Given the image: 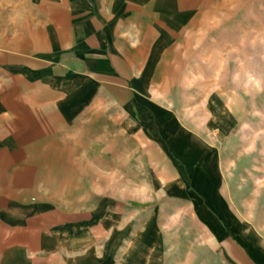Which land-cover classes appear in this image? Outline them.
<instances>
[{"label":"crops","instance_id":"obj_1","mask_svg":"<svg viewBox=\"0 0 264 264\" xmlns=\"http://www.w3.org/2000/svg\"><path fill=\"white\" fill-rule=\"evenodd\" d=\"M241 3L0 0V264H172L188 220L264 264L187 112L224 111L206 42Z\"/></svg>","mask_w":264,"mask_h":264},{"label":"rangeland","instance_id":"obj_2","mask_svg":"<svg viewBox=\"0 0 264 264\" xmlns=\"http://www.w3.org/2000/svg\"><path fill=\"white\" fill-rule=\"evenodd\" d=\"M228 13L219 19L220 31L211 32L206 42L210 54L220 62L219 86L226 90L224 111L217 109V100L210 93L203 114L193 109L187 112L189 119H206L202 133L214 139L225 157L234 212L244 227L249 229L251 223L264 239V0H242L239 14L236 10L233 15V8ZM190 95L193 102L201 101L199 93H186V97ZM218 124L220 128H214ZM206 238L195 220L179 225L177 258L171 263L229 264L219 247ZM174 244L172 240V248Z\"/></svg>","mask_w":264,"mask_h":264}]
</instances>
